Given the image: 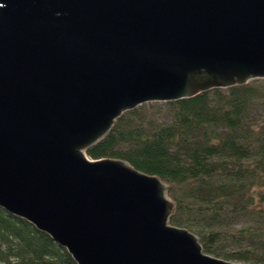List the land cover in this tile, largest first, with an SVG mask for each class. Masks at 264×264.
<instances>
[{
    "label": "water",
    "instance_id": "1",
    "mask_svg": "<svg viewBox=\"0 0 264 264\" xmlns=\"http://www.w3.org/2000/svg\"><path fill=\"white\" fill-rule=\"evenodd\" d=\"M264 79V0H0V208L77 264H237L158 177L90 159L124 113Z\"/></svg>",
    "mask_w": 264,
    "mask_h": 264
},
{
    "label": "trees",
    "instance_id": "2",
    "mask_svg": "<svg viewBox=\"0 0 264 264\" xmlns=\"http://www.w3.org/2000/svg\"><path fill=\"white\" fill-rule=\"evenodd\" d=\"M170 186L172 226L205 254L264 264V79L124 113L87 151ZM229 243L237 248L228 251ZM0 264H77L32 224L0 208Z\"/></svg>",
    "mask_w": 264,
    "mask_h": 264
},
{
    "label": "rangeland",
    "instance_id": "3",
    "mask_svg": "<svg viewBox=\"0 0 264 264\" xmlns=\"http://www.w3.org/2000/svg\"><path fill=\"white\" fill-rule=\"evenodd\" d=\"M171 225V224H170ZM189 231V230H188ZM236 246L235 245H233L232 243H229V246H228V248H227V250L228 251H233V250H236ZM214 257V256H213ZM220 259H222V258H220ZM233 263H237V264H249V263H247V262H239V261H232Z\"/></svg>",
    "mask_w": 264,
    "mask_h": 264
}]
</instances>
